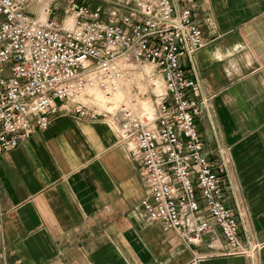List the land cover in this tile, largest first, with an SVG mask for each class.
<instances>
[{
  "label": "built area",
  "instance_id": "built-area-1",
  "mask_svg": "<svg viewBox=\"0 0 264 264\" xmlns=\"http://www.w3.org/2000/svg\"><path fill=\"white\" fill-rule=\"evenodd\" d=\"M104 1L64 0L59 17L55 0H0V154L63 110L103 119L133 143L148 222L188 244L218 228L229 254L253 257L225 152L207 149L200 133L198 117H210V105L195 62L207 45L197 1ZM134 74L154 89L161 81L163 91L141 93ZM129 83L138 91L112 110L81 100L90 88L112 97ZM6 250L0 226V264Z\"/></svg>",
  "mask_w": 264,
  "mask_h": 264
},
{
  "label": "crops",
  "instance_id": "crops-1",
  "mask_svg": "<svg viewBox=\"0 0 264 264\" xmlns=\"http://www.w3.org/2000/svg\"><path fill=\"white\" fill-rule=\"evenodd\" d=\"M196 1L207 45L195 62L210 105L200 133L225 152L254 256L229 254L218 228L188 244L148 222L133 143L103 119L63 110L0 154L3 264H264V0Z\"/></svg>",
  "mask_w": 264,
  "mask_h": 264
},
{
  "label": "rangeland",
  "instance_id": "rangeland-1",
  "mask_svg": "<svg viewBox=\"0 0 264 264\" xmlns=\"http://www.w3.org/2000/svg\"><path fill=\"white\" fill-rule=\"evenodd\" d=\"M84 1H87V0H84ZM55 2H56V6H57V9L59 12L58 16L61 17L63 12H64V10L62 9V6L64 5V0H55ZM94 2L96 4L102 3L105 5L104 0H94ZM136 67L137 66L135 64L130 63V68L132 70ZM9 74H10V65L8 67H6V69L4 70L5 76H8ZM132 76L134 77L133 80L135 81V85H138L141 93H143V92L152 93V91H153V92H155V94H158L159 92L163 91V83L161 81H160V83H158V89H154L152 87V85L150 84L151 82L149 83L146 80L142 81V79H140L135 74ZM136 91H138V90H136V89L134 90L133 86L130 84V85L125 86V89L123 92H121L115 96H112V97H107L100 90L91 89V90H87L85 92V94L82 95L81 100L85 101V102H88V101L94 102L99 107L98 109L112 110V109L118 107L121 104V102L124 99H126V95L131 97L133 93H136ZM147 100H149V104H150L151 99H149V97H148Z\"/></svg>",
  "mask_w": 264,
  "mask_h": 264
},
{
  "label": "bare ground",
  "instance_id": "bare-ground-1",
  "mask_svg": "<svg viewBox=\"0 0 264 264\" xmlns=\"http://www.w3.org/2000/svg\"><path fill=\"white\" fill-rule=\"evenodd\" d=\"M91 89H95V88H90V89H88V90H91ZM87 91V90H86Z\"/></svg>",
  "mask_w": 264,
  "mask_h": 264
}]
</instances>
